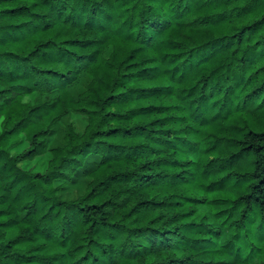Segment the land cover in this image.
I'll return each mask as SVG.
<instances>
[{"label": "trees", "instance_id": "1", "mask_svg": "<svg viewBox=\"0 0 264 264\" xmlns=\"http://www.w3.org/2000/svg\"><path fill=\"white\" fill-rule=\"evenodd\" d=\"M0 264H264V0H0Z\"/></svg>", "mask_w": 264, "mask_h": 264}]
</instances>
